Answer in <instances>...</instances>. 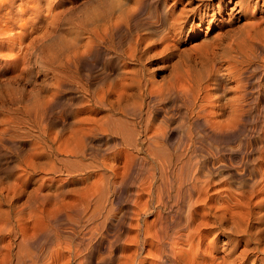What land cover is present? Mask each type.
Segmentation results:
<instances>
[{"label":"bare ground","instance_id":"bare-ground-1","mask_svg":"<svg viewBox=\"0 0 264 264\" xmlns=\"http://www.w3.org/2000/svg\"><path fill=\"white\" fill-rule=\"evenodd\" d=\"M127 1L77 20L87 40L70 62L101 51L104 63L79 82L73 113L59 107L58 132L43 135L52 154L78 161L103 162L102 148L119 146L115 160L151 162L129 196L134 209L128 217L110 206L109 177L40 203L51 158L38 142L14 185L0 186V264H264V0ZM245 14L253 22L236 31ZM216 20V37L184 49ZM228 78L234 98L219 114ZM68 85L59 78L58 106ZM31 206L37 217L26 222Z\"/></svg>","mask_w":264,"mask_h":264},{"label":"rangeland","instance_id":"rangeland-1","mask_svg":"<svg viewBox=\"0 0 264 264\" xmlns=\"http://www.w3.org/2000/svg\"><path fill=\"white\" fill-rule=\"evenodd\" d=\"M119 1L130 3L127 0H11L0 7V138L5 135V141L0 143L1 187L7 188L14 185L15 180L19 177L21 161L26 158L36 143L43 142L45 144L44 132L50 134L58 132L59 107L63 106L69 113H73L76 106L70 102L72 98L77 99L76 87L79 82L81 83L87 74L97 75L104 63L105 55L101 51H95L88 57L84 55L85 58L80 63L70 62L74 50L81 49L82 44L84 45L87 40L86 31L76 26L77 20H88L89 15H92V12L99 6L104 4L109 6V3L118 5ZM176 1L178 0H170L168 6L174 5ZM61 5L64 6L62 10L65 14L60 23L58 12L61 10ZM131 5L132 2L129 6ZM178 7L182 8L180 5ZM261 15L264 13H259L257 17H261ZM71 17L74 20H71ZM222 21L216 20L214 24L217 26L210 31L205 25L195 39L188 41V46L184 49H189L192 45L198 47L216 37L219 29L224 26ZM235 21L233 27L236 31H240L245 28L246 24L253 22V19H251V15L245 14L242 15L241 20ZM225 22L227 23V21ZM226 67L227 65L222 64L218 69L224 71ZM60 77L72 86L68 85L64 88L62 101L58 106V80ZM231 79L228 78L229 88H231L224 94L216 109L219 114L234 98L236 83L231 82L234 81ZM213 95L218 94L213 93ZM227 116L228 113L219 119L225 120ZM71 122H73L72 117L65 123V129L70 128ZM68 125L69 127H67ZM179 139L180 134L174 132L168 138L167 143L176 145ZM45 145L51 159L48 160L50 164L46 167L48 170L39 176V179L45 178L46 183L41 189L40 203L43 202L42 200H46V205H51L62 193L90 189L97 180H105L109 177L117 180L116 185L113 184L111 187V192L116 196L112 198L113 202L111 199L112 205L110 204V206L116 208V211L118 210V215L126 213L129 217V213L134 209L129 196L138 190L135 180L139 174L144 177L148 176L149 168L153 166L151 162L146 161L141 164L138 161L126 162V159L117 161L113 157L118 152L117 149H120L119 146L116 149L114 146H112L114 148L103 147L106 158L105 161L98 162L96 160L78 161V159L67 157L61 152L52 154L50 145L47 143ZM225 145L233 146V143L227 142ZM50 166H54L57 170L50 173ZM140 166H144V168L140 170ZM124 169L125 171H123ZM119 173L123 174L119 176ZM123 178L126 182L122 186L120 182ZM34 188L35 186L31 184L30 191L33 192ZM54 195L55 197H53ZM36 217L35 206L26 208L22 214V219L26 222H32ZM152 220L153 216L147 217V221Z\"/></svg>","mask_w":264,"mask_h":264}]
</instances>
